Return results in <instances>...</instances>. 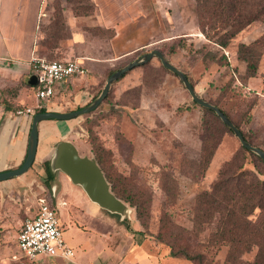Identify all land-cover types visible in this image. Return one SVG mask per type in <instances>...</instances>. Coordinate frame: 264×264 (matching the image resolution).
Instances as JSON below:
<instances>
[{"label": "rangeland", "instance_id": "374dc122", "mask_svg": "<svg viewBox=\"0 0 264 264\" xmlns=\"http://www.w3.org/2000/svg\"><path fill=\"white\" fill-rule=\"evenodd\" d=\"M48 3L45 9L50 12L39 29L35 55L47 61H77L84 73L63 83L52 99L41 103L45 111L63 113L88 105L100 94L112 72L157 49L190 78L202 99L218 104L236 118L247 137L264 148V62L260 67V59L259 75L250 84L251 78L244 80L240 66L245 64L237 59L242 39L236 36L225 49L209 45L199 33L193 0ZM65 11L67 16L63 15ZM103 19H110L112 28L101 26ZM28 22L27 19V33L31 28ZM113 26L119 33L116 38ZM263 28L261 23L259 31ZM74 32L83 35V41L76 45L70 41ZM179 42L199 52H170V46ZM207 49L217 54V59L206 55ZM220 61L226 65H220ZM190 103V95L179 79L163 71L154 58L147 67L135 68L113 84L107 98L90 114L63 122L50 120L49 126L56 132L52 143L70 141L80 155L92 158V143L99 144L105 170L126 177L129 188L145 201L141 222L136 219L135 208L125 203L131 209L130 224H136L142 234L167 253L168 243H177L193 254H203L204 264H227V249L208 243L211 227L204 226L201 231L194 228V203L198 193L209 190L222 164L240 144L233 134L225 132L208 169L200 176L196 165L201 146V112L198 108L177 111ZM26 104L38 110L33 90L28 92ZM26 174L28 181L22 182V175L0 183V248H10L15 253L17 231L34 212L37 200L44 197L51 204L42 163L31 166ZM57 218L63 222L64 212ZM255 252L253 249L244 254L241 261H252Z\"/></svg>", "mask_w": 264, "mask_h": 264}, {"label": "trees", "instance_id": "16d2710c", "mask_svg": "<svg viewBox=\"0 0 264 264\" xmlns=\"http://www.w3.org/2000/svg\"><path fill=\"white\" fill-rule=\"evenodd\" d=\"M193 1L195 3V14L199 33L209 45H215L221 49H225L233 38L251 24L256 22L264 23V0ZM204 46L206 45H203L202 48H205ZM176 49H182L189 53L192 51H194L193 53L199 52V50H194L192 45L187 46L183 42H179L175 46L171 45L169 51L175 52ZM205 53L210 58L217 59L218 55L213 54L208 49ZM263 56L264 33L250 44L239 43L237 59L245 64L242 73L244 80L259 75L258 65ZM150 61L136 68L147 67ZM159 64L163 71L176 76L164 68L160 61ZM219 64L225 66L226 62L220 61ZM122 78L118 79L115 83ZM187 79L193 86L188 76ZM1 99L2 97L0 98V102L6 111H15L19 108V106H8L5 100L1 101ZM207 102L218 107L239 129L244 139L250 145L264 152L262 146L247 137L236 118L226 113L218 104L210 101ZM192 108H198L201 112V133L199 135L201 146L196 167L198 174L202 176L208 169L223 134L225 132L233 133L222 123L214 112L199 106L192 99L190 105L178 107L177 111L180 113L188 112ZM78 109L81 108L75 107L74 110ZM39 112H45V109H39L35 114ZM32 117H30V120ZM92 144L94 159L109 183L111 192L122 202L134 207L136 219L141 222L146 209L145 201L137 192L129 188L126 177L117 173L110 174L105 170L103 149L97 143ZM42 167L46 173L45 183L47 187H51L54 173L50 170L49 160L42 163ZM164 190L167 194L169 193L168 186L165 185ZM122 223L130 229L129 220L124 219ZM193 225L197 231H201L204 226L211 227L208 235V243L227 249V264H264V161L240 145L235 154L222 164L209 190L197 194L194 203ZM174 244L168 243L167 245L169 247L167 253L169 257L184 259L192 264H204L205 256L203 254H193L189 252L188 247L177 243ZM253 249H256V252L252 261L247 263L242 262L241 257Z\"/></svg>", "mask_w": 264, "mask_h": 264}, {"label": "crops", "instance_id": "0c3cea01", "mask_svg": "<svg viewBox=\"0 0 264 264\" xmlns=\"http://www.w3.org/2000/svg\"><path fill=\"white\" fill-rule=\"evenodd\" d=\"M49 1L0 0V97L8 106L30 108L26 99L28 92L34 91V88L27 81L31 75V60L37 57L35 53L39 49V29L49 16L50 10L45 9ZM63 15L67 16V11ZM27 19L31 26L28 28L29 33L25 27ZM111 23L110 19H103L102 24H95L109 29L112 28ZM260 25L259 22L253 23L239 33L237 36L242 39L240 43L250 44L261 36L264 28L259 31ZM113 27V38H116L119 33ZM70 41L76 45L83 41V35L74 32ZM263 62L264 56L260 67ZM260 67L259 72H262ZM240 68L243 72L245 67ZM253 79L249 80V84ZM17 110L20 109L6 111L0 102V172L19 168L26 156L31 120L30 116H16ZM49 121L38 124V144L33 168L36 163L50 160L53 148L59 142L52 143L56 132L50 128ZM25 174L20 179L22 182L27 180V174L31 176ZM38 174L42 176V173ZM48 200L51 205L58 207L57 217L64 212V221L58 222L65 243L74 249L72 261L47 257L28 261L21 258L19 252L0 248V264H192L184 259L169 257L167 251L142 234L136 224L131 223L128 229L119 216L90 202L83 191L72 185L62 173H54Z\"/></svg>", "mask_w": 264, "mask_h": 264}, {"label": "water", "instance_id": "95a60500", "mask_svg": "<svg viewBox=\"0 0 264 264\" xmlns=\"http://www.w3.org/2000/svg\"><path fill=\"white\" fill-rule=\"evenodd\" d=\"M158 59L161 65L176 75L179 81L190 95L193 102L214 112L222 123L233 133L239 144L248 151L257 155L264 161V152L250 145L243 137L239 129L229 120V118L216 106L202 99L191 85L185 73L172 65L157 49L144 53L135 60L129 62L124 67L113 72L105 82L100 94L88 105L78 110L69 112L45 111L33 115L31 119L26 156L21 166L14 170L0 172V182L10 180L24 175L32 166L37 144H38V124L45 120L67 121L93 112L107 97L111 86L118 79L136 67L144 65L152 59ZM37 83L36 76L31 74L27 84L34 87ZM49 166L52 173L60 172L64 174L72 185L79 187L90 202L96 204L100 209L110 214L118 215L121 221L130 220L131 209L121 200L115 197L105 176L97 164L96 160L86 155H80L77 147L70 141L61 140L53 148ZM54 191V189H53Z\"/></svg>", "mask_w": 264, "mask_h": 264}, {"label": "built area", "instance_id": "2783aa9c", "mask_svg": "<svg viewBox=\"0 0 264 264\" xmlns=\"http://www.w3.org/2000/svg\"><path fill=\"white\" fill-rule=\"evenodd\" d=\"M84 73L82 65L77 61H47L39 57L31 60V74L36 76L37 83L33 87L38 110L41 103L52 99L57 88L72 78ZM34 108L17 110L18 117L35 114ZM58 207L39 198L34 212L26 217L17 231L16 246L21 258L33 261L38 257L61 258L71 262L74 249L68 246L57 218Z\"/></svg>", "mask_w": 264, "mask_h": 264}]
</instances>
